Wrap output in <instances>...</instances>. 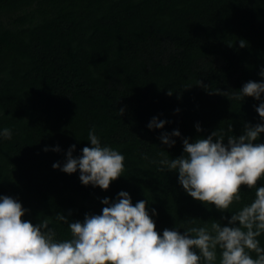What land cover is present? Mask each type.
I'll use <instances>...</instances> for the list:
<instances>
[{"label": "trees", "instance_id": "1", "mask_svg": "<svg viewBox=\"0 0 264 264\" xmlns=\"http://www.w3.org/2000/svg\"><path fill=\"white\" fill-rule=\"evenodd\" d=\"M261 71L264 0H0V130L12 133L0 139V197L21 203L34 225L51 218L57 239L70 234L55 216L83 222L121 192L146 203L161 235L231 226L255 189L242 187L241 201L221 212L189 196L160 161L184 156V139L218 131L227 145L246 123L264 124L256 111L264 94L224 95L264 83ZM154 118L165 127L150 129ZM92 129L125 157L108 190L62 171L73 145L74 158L91 147ZM165 133L174 146L162 142ZM258 239L264 247V234Z\"/></svg>", "mask_w": 264, "mask_h": 264}, {"label": "clouds", "instance_id": "2", "mask_svg": "<svg viewBox=\"0 0 264 264\" xmlns=\"http://www.w3.org/2000/svg\"><path fill=\"white\" fill-rule=\"evenodd\" d=\"M244 46V42H241ZM260 75L264 77V71ZM173 93L169 90L168 95ZM264 83L250 81L240 91L224 93L229 99L245 97L261 99ZM264 119V103L256 108ZM120 115L124 110L119 111ZM150 129H163L165 122L153 119ZM197 131L202 129L197 126ZM264 134V124L246 123L239 137H225L214 131L195 142L183 140L184 156L164 159L160 163L171 172H178L179 183L187 194L219 211H228L241 201V189H255L254 199L232 212L229 224L217 221L209 226L191 227L182 235L165 229L161 235L140 201L133 205L126 192L111 203L104 199L100 215H88L83 222H70L63 214L54 217L67 225L69 238L57 239L50 227L52 219L44 217L39 224L25 221L21 203L0 197V264H264V247L258 237L264 234V143H256ZM179 131L171 136L180 137ZM8 128L0 130V139H11ZM91 147H84L82 156L73 157L75 145L67 153L62 171L73 174L79 170L81 182L108 190L112 181L124 172L125 157L112 147L101 144L95 129L88 133ZM169 147L175 141L162 136ZM48 149H45L47 151ZM55 151H60L56 148ZM59 169V164H54ZM251 253H255L253 258Z\"/></svg>", "mask_w": 264, "mask_h": 264}]
</instances>
